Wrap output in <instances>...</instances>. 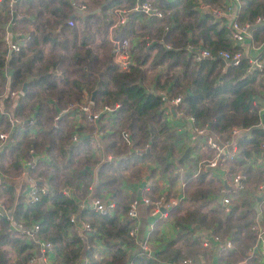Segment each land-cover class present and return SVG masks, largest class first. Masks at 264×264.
Here are the masks:
<instances>
[{"label":"trees","instance_id":"obj_1","mask_svg":"<svg viewBox=\"0 0 264 264\" xmlns=\"http://www.w3.org/2000/svg\"><path fill=\"white\" fill-rule=\"evenodd\" d=\"M144 1L91 0V5L81 2V8L70 0H24L19 4L27 3L24 14L33 18L28 23L34 20V29L28 31V39L17 52L9 53L1 25L9 6L7 0L0 2V131L7 128L3 112L6 109L24 120L32 115L34 124L40 127L36 136L29 134L31 126L27 123L15 128L11 144L0 150V201L10 207L14 221L37 223L38 236L52 246L54 264H177L192 254L189 244L199 240L184 228L185 233L178 237L184 241L182 250L171 248L169 243L152 256L126 250L132 247L138 232L136 217L130 220L125 216L130 199L122 195L120 185L125 181V172H121L127 170L129 176L137 177V164L144 161L156 162L162 172L170 168L167 157L175 135L167 127L160 94L166 100L179 96L175 109L217 136H227L232 127L246 128L247 132L236 138L240 152L236 164L261 150L264 128L257 125L263 88L261 72L255 68L246 71L247 57L232 64L213 55L218 50L241 51L239 44L228 40L225 19L214 18L209 12L223 9L222 0H148L161 12L159 18L132 10ZM237 2L238 22L252 23L255 18H264V0ZM198 7L208 10L200 12ZM96 8L99 11L90 14ZM76 9L80 12L71 16ZM68 19L74 24L68 26ZM254 28L253 38L263 42L264 22ZM122 37L128 39L130 60L120 70L119 64L111 60L109 49L110 40ZM45 44L46 54L42 52ZM200 50H207L213 57H199ZM254 57L262 62L264 52ZM26 76L32 78L26 91L14 96L11 108H6L9 93L19 90ZM94 88V106L117 107L109 116L102 113L95 124H86L87 133L79 135V141L71 145L72 129L66 127V114L59 115L55 122L54 116L68 104L89 98ZM94 127L103 131L99 150L89 139ZM124 131L131 144L124 142ZM30 149L37 155L44 153L26 169L29 176L45 179L46 191L37 190L36 200L16 193L9 177L20 172V159H30ZM107 153L116 159L105 161L103 156ZM71 185L79 186L82 193L91 192L102 203H111V207L104 215L80 210L73 199L65 198L59 191ZM184 213L182 217L195 218L192 221L198 224V218L211 214V224L225 233L232 228L229 224L233 214L236 213L238 229H247L254 218L246 199L225 214L219 206L207 212L197 208ZM72 214L77 222H85L91 229L81 230L70 222ZM181 216L174 221L178 226ZM33 250L0 215V264H25ZM102 250L106 251V258L102 257Z\"/></svg>","mask_w":264,"mask_h":264},{"label":"crops","instance_id":"obj_2","mask_svg":"<svg viewBox=\"0 0 264 264\" xmlns=\"http://www.w3.org/2000/svg\"><path fill=\"white\" fill-rule=\"evenodd\" d=\"M26 2L22 6H20L21 2L20 4L15 3L12 16H10V18L7 16L6 20L1 24L4 26L10 22L11 26L7 29L9 32H23V44H25L24 42L28 39V31H33L35 25L34 20L33 23H28V21L33 18L28 14H24V11L27 8ZM70 2H74L75 6L80 5L79 7H81L83 4L85 5V3L89 5L91 0H70ZM81 2L83 3L82 5ZM254 29L255 28H251V35ZM256 41L259 43L258 40ZM131 42L134 43L135 39L132 38ZM247 45V41L238 45L240 49L243 50V54L245 56L248 55L249 57H254L255 55H261L262 51L260 49L253 50L252 48L247 47ZM42 52L44 54L48 52V44L44 45ZM148 84L151 86L150 83ZM15 90L17 89H14L13 91ZM3 93L4 92H2V94ZM9 99V103H13L15 101L14 96H9ZM95 107H99V105L97 104ZM165 111L167 127L175 135V138L172 140V152L168 153L167 157L169 162L168 165H170L169 171L164 170L162 172L160 170V165L154 161L140 162L137 164L139 170L137 177L129 176L127 170L121 172V174L125 172V181L121 183L120 188L122 189V195L127 198H140L144 196H152V198H155L156 195L159 194H163L165 197H168V194H171L174 195L172 198L176 200V204L172 206L173 208H167L164 216H159L158 213L152 214L151 210H149L147 206L139 202L136 208L137 215L135 220L138 237L135 239L134 244L132 243V247L126 249L127 252L131 253L135 250L137 253L138 246L142 241H146L148 243L150 247V252L148 253L149 255L152 252L154 255L155 252L162 250L168 243L171 248L179 247L182 250L184 247V245H182L184 241L182 239L178 240V237L180 234L185 233V229L188 232H191L190 236L192 238L194 237L199 240L196 244H189L190 248H188L192 251V254L189 257L190 264H236L240 260H244V264H264V252L257 248L250 251V247L257 243L255 233L251 230V227L255 223L258 227L264 228V206H261V203H264V193L263 196L259 195L256 196V198L253 197L255 192L254 190H256L257 193H262V191L264 192V165L261 168L253 170L255 168H250L249 166L247 169V165H244L243 163L237 164V166L243 168L239 171L244 172L247 178V173L252 171L257 174L261 173L263 176V182L261 184L260 182H256L252 187H250V195H252V198H245L246 202L254 211V218L247 229H238V227H236L238 222L235 217L236 213L233 214L229 224L232 228L226 233L222 231V228H216L215 223L211 224V214H207L204 219L196 217V220L198 218L201 224L193 222L192 220L195 218L191 219L182 217L184 216L185 211H195L197 208L199 212H207L209 208L214 209L215 206H219L222 211L221 199L223 198V195H229L232 193L225 190L226 187L223 183L221 175L223 174L224 176H228V173L225 172V169H222L223 167L215 169L205 168L204 170H200L198 167V164H200L205 158L202 157L203 147H201V140L197 139L194 142L189 140L188 131L191 129L192 122L177 113L172 116L168 111V108H166ZM70 113H73V111L68 112V114ZM102 122H105L104 118L102 119ZM86 124L89 123L84 124V121L80 117L76 123V128L68 121L66 122V127H70L72 129V133L76 131L77 134L81 136L82 134L85 135L87 133H85ZM186 149H188V151L186 155H184V151ZM102 152H104V150ZM136 153H139V151ZM103 159L105 161H112L116 158L110 153H107L103 156ZM92 176L93 185H95V170L92 172ZM9 177L13 178L14 176L11 175ZM14 187L19 195H23L25 192L24 185ZM245 187L246 183L244 184L243 190H245ZM224 190L226 192H224ZM243 190H241L238 194L240 197ZM200 193L205 194L200 195ZM81 194L85 193L81 192ZM238 200L239 197L237 200H232L234 202H231L232 204H230V208L235 205ZM171 208L173 212H171ZM222 213L224 212L222 211ZM178 216H181L179 219H183L180 226L176 225L174 222L177 220L176 218ZM224 225L225 224H222L221 227H224ZM214 230L216 232H214ZM226 241H229V247H225ZM242 254L243 256H241ZM106 256V251L102 250V257L106 258ZM168 263L170 262L164 261L162 264ZM37 264L43 263L38 261Z\"/></svg>","mask_w":264,"mask_h":264},{"label":"built area","instance_id":"obj_3","mask_svg":"<svg viewBox=\"0 0 264 264\" xmlns=\"http://www.w3.org/2000/svg\"><path fill=\"white\" fill-rule=\"evenodd\" d=\"M2 0H0L1 2ZM24 0H7V4L9 6L8 10V16H12L14 5L15 3L23 2ZM222 3L224 5L223 9L220 8H214L209 10L211 15L214 18H224L225 19V26L229 30L228 32V40L232 41L233 44H242L243 42L247 41L248 45L247 47L252 48L253 50L260 49L262 52H264V41L263 42H257L256 39L253 38L251 35V28H254L257 25H260L264 22V18H255L252 23L249 22H238L236 19V10L238 9V2L237 0H222ZM82 8V7H81ZM140 10L143 13L153 15L155 17H161L162 14L158 10L157 7L153 6L148 0L140 3L135 4L134 8L132 10ZM198 10L200 12L207 11L208 9L206 7H198ZM119 21H123V18H119ZM66 24L68 26H71L74 24L73 21L68 19L66 21ZM11 26V23H7L3 26L4 28V42L7 47V53L9 52H17V50L23 45L24 37L22 36L23 32L14 31V33L9 32L7 29ZM167 48V46H165ZM109 54L111 57V60L114 63L119 64V69L123 70L128 64L130 60L129 52H128V39L126 37L110 40V49ZM215 58H220L226 63H232L236 64L238 60H240L242 57H247L249 62V67L246 69L247 72L251 68H255L262 74V91L260 95L262 96V100L259 104V110H258V121L257 125L264 128V58L263 61H258L255 57H249L248 55L245 56L243 54V50L239 51L236 50L234 52H229L225 50H218L213 54ZM213 55L209 54L207 50H200L199 57H207L212 58ZM5 59H7L8 55L5 54ZM22 93L19 90H15L9 93V96H20ZM3 94H1L2 96ZM160 99L162 100V109L165 111L166 104L171 103L174 106H176L178 103L176 101H180L179 96H175L171 98L170 100H166L163 94H160ZM117 105L114 107L110 106H99L95 107L93 104V100L91 101L89 98L82 97V100L75 104H68L65 108L60 109L59 112L54 116V122L58 119L59 115L66 114V119L68 122L72 123L73 126L76 128V123L78 122L79 118L84 121L85 123L91 122L92 124H95L102 113L109 116L112 114L115 110ZM73 111V113L68 114V112ZM175 114L182 115L186 117L188 120L192 122L191 129L188 131L189 133V140L194 142L195 140L199 139L203 143L205 149L210 152V156L208 158H205L201 163V170H204L205 168L209 169H215V168H221L223 165L228 164L232 161H234L236 158L239 157V149L236 144V138L242 133L246 132V128H238V127H232L229 130L227 137H220L216 134L209 132L204 127H199L195 125L194 120L183 114L182 111L175 109ZM6 114V113H5ZM8 114V115H7ZM6 114V122H7V128L6 130L0 131V150L8 147L11 142V134L17 127H21L24 123H27L30 125L29 134L36 135V133L39 131L40 127L38 125L34 124L33 117H28L26 120L19 116L11 115L7 112ZM55 125V124H54ZM74 131V130H73ZM103 131L98 130L97 127H94L91 131V135L89 136V139L94 145L95 150H99L101 148L100 143V137L102 136ZM122 138L124 142H127L128 144H131L128 135L126 131L123 132ZM80 139L79 135L76 131H74L71 135V143L74 144L78 142ZM262 151L259 152V154H251L245 159L243 164L251 165L254 160H260L264 161V141L261 144ZM30 154V159L22 158L20 159V172L15 175L12 178V183L18 187L20 185L25 186V192L23 193V196L27 197L29 200H36V191L38 190V193H43L46 191V184L45 179H42L41 177L33 178L32 176H29L26 172V169L29 167H32L33 160H36L38 157H43L44 153H41L40 155L34 154L33 150L28 151ZM263 167V166H262ZM225 172L228 173V176L221 175V178L223 180V183L225 185V190L231 192L232 194L229 195H223V198L221 199L222 202V211L224 213H227L230 210V204L233 202L232 200H237L239 197V193L241 190L244 189V184L247 179V176L244 172L241 171H229L228 169H225ZM2 181V176L0 175V183ZM37 185H40L38 188ZM224 190V192H226ZM61 194L67 198V199H73L78 208L81 209H90L94 212L104 215L107 212V209L111 207V203H102L98 197H95L92 195L91 192H87L85 194H81V191L79 189V186H65L59 189ZM17 193V192H16ZM141 202L145 206H149L151 213L156 214L158 213L159 216H164L165 211L167 208L172 207L174 204H176V200L173 198H170L166 200L165 196L163 194L156 195L155 198L149 199L147 196L136 198L132 197L129 204L126 214L130 219L135 218L136 208L138 203ZM113 203V202H112ZM0 215H3L5 219L7 220V224L11 230L16 232L18 235L24 238L26 242L31 244L33 246V253L29 256L25 264H37L38 261H41L43 264H50L53 263V252H52V246L50 242L42 240L38 236V225L37 223H29L27 225L14 221L13 217L11 216V210L10 207L6 203H2L0 201ZM69 221L75 222L76 225L80 226L81 230L89 231L91 228L89 225L85 222H77L76 216L74 214L69 215ZM251 230L255 233V238L257 243H255L252 247H250V251H253L254 248H257L264 252V228L258 227L257 224L254 223V225L251 227ZM130 234H133L132 231H130ZM229 241H226L225 247H229ZM138 252L140 254H148L150 252V247L146 241H142L138 246ZM54 264V263H53ZM170 264V263H168ZM177 264H190V260L187 258H183L180 260ZM236 264H244V260H240Z\"/></svg>","mask_w":264,"mask_h":264},{"label":"rangeland","instance_id":"obj_4","mask_svg":"<svg viewBox=\"0 0 264 264\" xmlns=\"http://www.w3.org/2000/svg\"><path fill=\"white\" fill-rule=\"evenodd\" d=\"M89 5H91V4H89ZM9 102H10V99H9ZM9 102H6V108L9 107V104H10ZM9 108H11V107H9ZM6 110L10 111L9 109H6ZM6 110H3V112H5L7 114L8 111H6ZM227 136H228V134H227ZM227 136H225V137H227ZM201 147H203L202 157L208 158L210 156V152H207L206 149H204L203 143H201ZM261 151H262V149L259 152H261ZM238 158H236L234 161H232V162H230L228 164L223 165L222 166L223 167L222 169H228L229 171H239V170H242L243 168L237 166V164H236V161L238 160ZM202 164L203 163L198 164V167L201 168ZM251 165H252V167H251ZM251 165H249L250 168H255L253 170H256V168H261L264 165V163L262 161H260V160L257 159V160H254ZM247 174H248V178L245 181V183H246L245 190H243V192L241 194V197L239 196V200L237 201V203H235V205L239 204L245 198L251 199L252 198L251 197L252 195H250V187H252L256 182H260V184L263 182L262 181L263 180V176H259L256 172H253L252 171V172H249ZM254 191L255 192H254V196L253 197L256 198V196H259V195H262L263 196V193H264L263 191H262V193H257L256 190H254ZM208 192H210V191H208ZM172 197H174V195H171V194L169 195L168 194V197L166 196L165 198L166 199H170ZM148 198L149 199H153L152 196H148ZM130 200H131V198H130ZM261 206H264V203H261ZM236 213H237V211H236ZM125 216H126L127 219L129 218L127 214H125ZM132 225H134V223H132ZM183 253H184V251H183ZM190 256L191 255H185L184 258H188L189 259Z\"/></svg>","mask_w":264,"mask_h":264},{"label":"water","instance_id":"obj_5","mask_svg":"<svg viewBox=\"0 0 264 264\" xmlns=\"http://www.w3.org/2000/svg\"><path fill=\"white\" fill-rule=\"evenodd\" d=\"M98 11H99V8H96V9L90 11V14L97 13ZM79 12H80V11H79L78 9H76L75 12H74L73 14H71V16H73V15H75V14H78ZM82 13L85 14L86 12L83 11ZM30 80H32V78H31L30 76H26V77L24 78V80H23V82H22V84H21V87H20V91H21L22 94L26 91V86H27V84H28V82H29ZM96 91H97V88H94V89L90 92L89 99H90L91 101L94 99V95H95ZM166 107L168 108V111L170 112V114H171L172 116H174V115H175V112H174V105L171 104V103H167V104H166ZM187 151H188V149H186V150L184 151V155H186ZM184 155H183V156H184ZM152 255H153V252L150 253V256H152Z\"/></svg>","mask_w":264,"mask_h":264},{"label":"clouds","instance_id":"obj_6","mask_svg":"<svg viewBox=\"0 0 264 264\" xmlns=\"http://www.w3.org/2000/svg\"><path fill=\"white\" fill-rule=\"evenodd\" d=\"M176 103H179V101H176ZM174 112H175V106H174ZM228 212H229V211H228ZM228 212H227V213H228ZM187 259H188V258H187ZM177 263H178V262H177ZM170 264H171V263H170Z\"/></svg>","mask_w":264,"mask_h":264}]
</instances>
